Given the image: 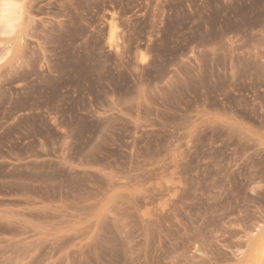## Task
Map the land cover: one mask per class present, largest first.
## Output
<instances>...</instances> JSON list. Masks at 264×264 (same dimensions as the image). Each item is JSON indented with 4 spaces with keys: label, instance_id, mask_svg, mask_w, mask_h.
Masks as SVG:
<instances>
[{
    "label": "rangeland",
    "instance_id": "1",
    "mask_svg": "<svg viewBox=\"0 0 264 264\" xmlns=\"http://www.w3.org/2000/svg\"><path fill=\"white\" fill-rule=\"evenodd\" d=\"M12 2L0 264H264V0Z\"/></svg>",
    "mask_w": 264,
    "mask_h": 264
},
{
    "label": "bare ground",
    "instance_id": "2",
    "mask_svg": "<svg viewBox=\"0 0 264 264\" xmlns=\"http://www.w3.org/2000/svg\"><path fill=\"white\" fill-rule=\"evenodd\" d=\"M0 1H1V13L3 14L2 19L5 20L7 27H11L12 21L15 19L12 17L13 7H14L13 2L12 0H0Z\"/></svg>",
    "mask_w": 264,
    "mask_h": 264
}]
</instances>
